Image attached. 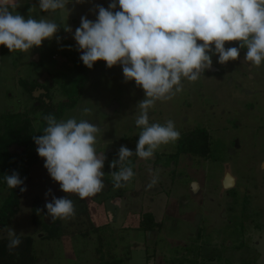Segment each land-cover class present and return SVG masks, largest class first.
Instances as JSON below:
<instances>
[{
  "label": "rangeland",
  "instance_id": "374dc122",
  "mask_svg": "<svg viewBox=\"0 0 264 264\" xmlns=\"http://www.w3.org/2000/svg\"><path fill=\"white\" fill-rule=\"evenodd\" d=\"M32 3L36 9L30 13ZM95 3L92 0L90 12H70L75 16L61 10L40 14L39 0H28V12L16 10L25 18L32 15L36 19H52L61 26L53 38L45 39L39 47L12 52L4 47L0 55V122L3 114L31 113L32 105L39 103L37 91H27L19 80L35 78L42 71L49 74L44 83L55 109L64 106L59 102L75 100L57 120L75 117L100 127L95 149L98 156H106L103 176L112 185L107 194L101 191L82 200L92 223L104 225L99 227L102 242L98 232L80 235L81 230L89 227L84 215L62 219L63 234L58 238L43 239L44 229L33 226L30 212L35 197L46 205L53 195L57 198L78 195L60 189L44 167V158L29 169L30 179L23 185L26 190L20 197L19 211L0 237H8V228L17 235H31L39 258L36 264H101L111 256L121 259L119 264H264V185L258 182L259 162L264 159V144L258 138L261 132L255 131L252 134L255 139L251 141H241V146L234 147L236 152L231 154V135L238 133L249 138L254 116L261 117L264 112V61L254 67L255 77L251 78L239 67L246 47L240 49L237 60L225 64L218 62V54L212 55V65L219 71L210 70V73L207 69L195 82L182 79L180 92L170 100L157 101L149 110L150 123L164 125L172 120L179 138L161 145L149 159L134 154L128 158L130 165L125 161L113 169L110 162L119 158L121 145L135 152L141 131L135 125L136 106L145 94L134 80L125 81L121 65L109 68L105 61L99 60L88 68L80 60L73 34L80 26L81 16L96 19ZM68 16L75 20L66 25ZM68 26L71 32L65 31L64 27ZM232 46L238 47L239 43L225 48ZM31 52H38L41 60L29 61L28 57L34 59L35 55ZM50 74L55 81L51 87ZM255 89L259 91L254 92ZM86 107L91 108L90 114H83ZM40 116L41 112L36 110L32 120L36 130L41 126ZM235 116L243 125L231 129ZM198 128L209 135L211 148L206 156V153H194L189 144L195 141V134L191 133H197ZM199 144L195 143L194 147ZM225 163L239 185V191L231 188V201L225 194L220 195L226 189L221 187L218 193ZM121 166H131L134 175L127 182L121 181L123 186L117 188L112 172L119 171ZM154 178L156 183L149 187ZM192 181L199 188L193 190ZM49 189L52 192L46 196ZM7 194L0 184V206ZM104 195L109 199L101 203ZM143 211H150L154 222L161 219L160 228L156 226L153 231L139 228ZM205 226L201 234L199 229Z\"/></svg>",
  "mask_w": 264,
  "mask_h": 264
},
{
  "label": "clouds",
  "instance_id": "9594fccd",
  "mask_svg": "<svg viewBox=\"0 0 264 264\" xmlns=\"http://www.w3.org/2000/svg\"><path fill=\"white\" fill-rule=\"evenodd\" d=\"M70 2L39 0L38 7L43 12H55L68 8ZM117 4L119 10H115ZM19 6L17 0H0V45L10 52L39 47L59 31L61 25L52 19L25 18L16 11ZM94 7L98 9L96 19L81 16L73 34L80 60L88 68L99 60L109 68L121 65L125 81L134 80L145 94L136 106L135 125L141 131L135 152L121 145L119 158L110 162L113 169L125 161L130 165L128 158L134 154L149 159L161 145L179 138L172 120L164 125L150 123L149 110L157 101L170 100L180 92L182 79L197 81L212 67V55L218 54V62L225 64L237 60L240 49L246 47L244 64L258 67L264 61V0H111L107 8L99 4ZM35 9L33 6L29 12ZM64 29L72 31L69 26ZM232 41L239 46L225 48V43ZM82 111L87 115L92 110L86 107ZM42 119L46 122L43 134L32 138L50 177L63 192L76 193L81 199L100 192L106 159L95 149L100 127L75 117L57 120L48 114ZM133 175L131 166H121L112 172L115 187H122L121 181L127 182ZM24 179L16 171L4 176L9 188L23 185ZM155 183L154 178L149 187ZM51 192L49 189L45 195ZM45 207L52 219L75 215L73 201L66 197L53 195ZM7 231L11 251L22 241L14 229Z\"/></svg>",
  "mask_w": 264,
  "mask_h": 264
},
{
  "label": "trees",
  "instance_id": "16d2710c",
  "mask_svg": "<svg viewBox=\"0 0 264 264\" xmlns=\"http://www.w3.org/2000/svg\"><path fill=\"white\" fill-rule=\"evenodd\" d=\"M239 42L232 41V42H226L225 47L231 46V45H237ZM95 65H93L94 67ZM211 73L210 70H207ZM221 72V70H220ZM51 78L54 75H51ZM38 75L35 78L27 79L26 78H20L19 83L29 92L35 91L37 88H43L44 92H41L38 96V104L32 105V108L30 110V114L27 112H15V113H8L3 114L4 116H1V122H0V184L5 187L7 190V195L3 199V203H1L0 206V233L4 229L6 225H8L9 221L17 214L19 211V203H20V197L23 193L21 191V187L23 185L18 186L16 188H9L6 184V181L4 180L5 174L11 175L13 171H16L19 173L20 177L24 179V183L27 182L30 179V173L29 169L33 164H36L39 159L41 158L36 148L38 147L34 140L33 135L40 136L43 134V129L46 127V122L42 119L44 115L53 114L57 119L62 115V112L65 107H68V105H72L74 103L73 100L69 101H62L58 104L64 105L61 108H56L53 106L55 103H52L50 96L48 95L49 89L45 84H40L37 81ZM54 77L52 78V81L50 83V87L53 86L54 83ZM36 96V95H35ZM57 104V105H58ZM40 111L41 112V126L37 130L34 128L32 120L34 112ZM201 129H197L196 131H192L195 133V141L192 143L189 141L190 147L194 153L200 152L207 155L208 151H210L211 144L209 141V135L208 133ZM197 135V136H196ZM201 141V142H196ZM11 143H17L18 145H24V149L20 153H11L8 151V148ZM195 143H200L199 146L194 147ZM182 146V144L180 143ZM199 149V151H198ZM109 180L108 178H106ZM101 193L98 192V194ZM107 194L104 191H102V194ZM107 196L104 195L103 199L100 201L101 203L105 201L104 199ZM70 200L73 201L74 209H75V217L81 218L83 215L86 216V221L89 223V227H87L85 230L80 231L81 236H87L89 231L98 232V239L99 242H102V236L103 233L99 230V227L104 226L103 224H93L92 221L89 218L88 213H86V203L78 196L73 195ZM31 223L34 227H42L44 229V233H42L43 239H52V238H58L60 235H62V219L61 218H55L52 219L51 223H48V220L45 216H47V209L45 205L42 203V199L39 197H35L32 200L31 203ZM50 216V215H48ZM140 226L139 228L146 230H155L156 226L160 228L162 225L161 221L154 222L152 218V214L150 211L143 212L140 216ZM83 221V220H82ZM157 228V229H158ZM21 237V244L11 251L8 248V237L7 236H1L0 237V264H36L39 261V258L35 252L34 249V238L31 235H19ZM98 251L101 250L100 247L97 248ZM121 259H114L113 256L106 259V261H103L101 264H119Z\"/></svg>",
  "mask_w": 264,
  "mask_h": 264
},
{
  "label": "flooded vegetation",
  "instance_id": "af4514ba",
  "mask_svg": "<svg viewBox=\"0 0 264 264\" xmlns=\"http://www.w3.org/2000/svg\"><path fill=\"white\" fill-rule=\"evenodd\" d=\"M242 58H244V55H242V56H240V64H239V67H240V69L242 70V71H244L245 72V74H249L250 75V77L251 78H254L255 77V74L253 73V69H254V67L253 66H251L250 64H244L243 63V61H241V59ZM41 74H43V72H41ZM46 81V78H45V80L42 82V84H45L44 82ZM37 91H39L40 93L38 94V95H40L41 94V92H44V89L43 88H37L36 89ZM257 91H259V90H257V89H255V91L254 92H257ZM263 92H264V88H263ZM248 111L247 110H245V114L247 113ZM240 113H242V111L240 112ZM244 113V112H243ZM263 114H264V112H263ZM262 114V115H263ZM261 115V117L260 116H254L256 119H253V121H252V124H253V127H252V131H251V133H249L251 136H249V138L247 137V136H243V135H241V134H238V133H236L235 135H231V152H233V153H231V154H234L235 152H236V150H235V148H239L240 146H241V141H243V143H244V141L245 140H247V139H249L250 141L252 140V138L253 139H255V137H253L252 136V134L256 131V133L259 131V132H261V134H260V136L258 137L259 139H261V141H262V143L264 144V115L262 116ZM246 116H249L248 114H246ZM258 117H260V121H258L257 120V118ZM232 118H234L233 119V122H232V124L233 125H231V129H233V128H236L237 126H242L243 125V121H240L238 118H237V116H235V117H232ZM232 121V120H231ZM24 145H23V149H24ZM235 147V148H234ZM228 148V147H227ZM22 149V150H23ZM21 150V151H22ZM20 151V152H21ZM19 152V153H20ZM263 153V152H262ZM208 158V157H207ZM206 158V159H207ZM259 164H260V167H261V176L259 177L260 179H258V182H260V184H261V186L262 185H264L263 184V182H264V159L262 158L261 160H260V162H259ZM160 167H163L162 165H160ZM229 168V164L228 163H225L224 164V172L222 173V179L225 177V175H226V169L227 168ZM229 172H230V170H229ZM230 174L232 175V173L230 172ZM234 176V175H233ZM104 177V176H103ZM105 178V180H106V182L108 183V182H111V181H109V180H107L106 179V177H104ZM222 179L220 180V184H219V190H218V193L219 192H221L220 191V188L222 187V189L224 190V188H223V183H222ZM112 185V183L110 184L109 183V187H108V189L106 190V192H105V190H104V192L105 193H107L108 192V190H109V188H110V186ZM197 188H199V186L197 187ZM231 188H233V189H236L237 191H239V185H237L236 184V178H235V176H234V184L231 186V184L229 185V187L228 188H226V192H221L220 193V195H222V193L223 194H225L226 195V197L227 198H229V200L231 201ZM242 189V191H244V192H246V191H248V190H246L245 188H241ZM97 194V193H96ZM95 194V195H96ZM109 198H105V201H107ZM143 212H148V211H143ZM142 212V213H143ZM46 218L48 217V215L47 216H45ZM159 221H161L162 222V220L160 219ZM229 224L231 225V220H230V222H229ZM206 227L207 226H205L203 229H199L200 231V233L201 234H203L204 233V231L206 230ZM133 228H134V226H133ZM153 231V230H152ZM151 231V232H152Z\"/></svg>",
  "mask_w": 264,
  "mask_h": 264
},
{
  "label": "crops",
  "instance_id": "0c3cea01",
  "mask_svg": "<svg viewBox=\"0 0 264 264\" xmlns=\"http://www.w3.org/2000/svg\"><path fill=\"white\" fill-rule=\"evenodd\" d=\"M17 2L19 3V7L16 9V10H19V11H22V12H28V10H27V5H28V0H17ZM95 4L94 5H97V4H99V5H102V6H104L105 8H107L108 7V5H109V3L111 2V0H95ZM92 0H82V2L81 3H75V0H72V2H70L68 5H67V7L68 8H65V9H63V10H61V11H63V12H69V14H70V12H90L91 11V9H92ZM31 4V3H30ZM33 7V3H32V6H31V8ZM117 7H118V4H117ZM27 10V11H26ZM39 10V9H38ZM118 10V9H117ZM39 12H40V14H44L45 12H43V11H41V10H39ZM57 12H60L59 10H57ZM98 12V9H96L95 10V13H97ZM71 16H75V14H70ZM77 17V16H76ZM72 20H75V19H72ZM71 19H70V16H68V17H66L65 18V23H66V25L68 24V23H70V21H72ZM74 22V21H73ZM71 25V24H70ZM71 28H75V27H72V25H71ZM76 29V28H75ZM4 47L5 46H3V45H0V50H1V52H0V55H2L3 54V51H5V50H9V49H7V47H5L6 49L4 50ZM33 53H35V55H34V59L30 56V57H28L29 58V61H31V60H34L35 62H39L41 59H40V54L38 53V52H31V55H33ZM54 55H52V57H53ZM10 59H13V57L11 58V56L9 57ZM10 65H13V67L16 69L17 67L16 66H14V63L12 64H10ZM41 72L42 71H40L39 72V74H38V76H40V74H41ZM30 77V76H29ZM37 90H35V92H36ZM34 92V93H35ZM40 92L39 91H37V94H39Z\"/></svg>",
  "mask_w": 264,
  "mask_h": 264
},
{
  "label": "water",
  "instance_id": "95a60500",
  "mask_svg": "<svg viewBox=\"0 0 264 264\" xmlns=\"http://www.w3.org/2000/svg\"><path fill=\"white\" fill-rule=\"evenodd\" d=\"M243 60H244V58L241 59V61H243ZM209 70H211L213 72L214 71H219V69L217 67L213 66V65H212V67ZM45 78H49V74H47L46 72H43L42 76L38 79V82L42 83L45 80ZM22 149H23V145H18L17 143H11L9 148H8V151L11 152V153H19ZM101 179H102V182H103V187H102L101 191L107 190L108 187H109V183L106 182L104 177H101ZM222 183H223V188L224 189L228 188L230 184H231V186L234 184V176L230 174L229 168L226 169V175L222 179ZM197 187H198L197 182L196 181H192V189L196 190ZM47 220H48V223H51L52 217L48 216Z\"/></svg>",
  "mask_w": 264,
  "mask_h": 264
}]
</instances>
